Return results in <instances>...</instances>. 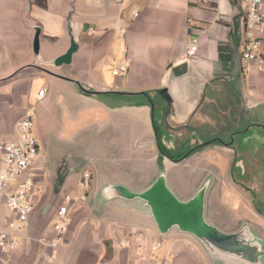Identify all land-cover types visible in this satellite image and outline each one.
<instances>
[{
    "label": "crops",
    "instance_id": "obj_1",
    "mask_svg": "<svg viewBox=\"0 0 264 264\" xmlns=\"http://www.w3.org/2000/svg\"><path fill=\"white\" fill-rule=\"evenodd\" d=\"M247 6L0 0V141L16 139V121L31 114L39 195L26 228L44 237L0 252V264H209L193 237L160 235L146 214L119 201L97 203L103 185L140 191L161 170L181 200L209 177L206 220L224 232L246 224L264 238V66L252 61L243 74L232 60ZM71 41V61L56 66ZM260 54L264 61V43ZM118 63L127 69L115 76ZM66 195L68 228L56 243L52 224ZM14 218L0 193V232L12 233ZM153 241L161 243L154 250Z\"/></svg>",
    "mask_w": 264,
    "mask_h": 264
},
{
    "label": "water",
    "instance_id": "obj_2",
    "mask_svg": "<svg viewBox=\"0 0 264 264\" xmlns=\"http://www.w3.org/2000/svg\"><path fill=\"white\" fill-rule=\"evenodd\" d=\"M39 29L35 28L33 53L38 54ZM232 60L236 70H240V51L232 46ZM77 44L71 41L70 47L54 61L56 66L71 61ZM161 93L167 96L166 90ZM210 184L208 177L187 200H181L168 187L164 171L146 188L135 191L122 184L107 183L99 190L97 203L103 205L119 201L146 214L160 235L175 231L193 237L205 250L209 264H264V238L249 225H242L232 232H224L205 218V196Z\"/></svg>",
    "mask_w": 264,
    "mask_h": 264
},
{
    "label": "built area",
    "instance_id": "obj_3",
    "mask_svg": "<svg viewBox=\"0 0 264 264\" xmlns=\"http://www.w3.org/2000/svg\"><path fill=\"white\" fill-rule=\"evenodd\" d=\"M247 1L248 6L244 14L240 42L239 64L243 74L248 72L252 61H256L260 69L264 66L260 54L264 43V0ZM196 50V43L191 41L186 48V59L190 60ZM126 69L124 63H118L113 67L112 73L115 76H120L126 72ZM45 91V86L38 90L36 94L38 100L44 97ZM16 127V139L0 141V193L5 197V205L15 214L14 220L8 225L12 233L0 232V252L2 253L18 248L23 239L35 240L40 243L44 241L43 236H34L26 228L29 214L39 195L32 165L38 155L39 145L33 133L31 114L20 117L16 121ZM89 177L88 172L82 174V184L85 188L89 186ZM78 199L83 200L84 196ZM71 202H73V198L66 195L63 203L56 209L55 220L52 224L56 234V243L62 241L67 231ZM160 244V241H153L152 249H157ZM54 256L52 253L49 258L52 259Z\"/></svg>",
    "mask_w": 264,
    "mask_h": 264
},
{
    "label": "rangeland",
    "instance_id": "obj_4",
    "mask_svg": "<svg viewBox=\"0 0 264 264\" xmlns=\"http://www.w3.org/2000/svg\"><path fill=\"white\" fill-rule=\"evenodd\" d=\"M83 190V187L82 186H79V189L78 190H76V192H80V191H82ZM159 234V233H158ZM187 236H190V235H187ZM191 237V236H190ZM157 238H159L158 236H157Z\"/></svg>",
    "mask_w": 264,
    "mask_h": 264
}]
</instances>
